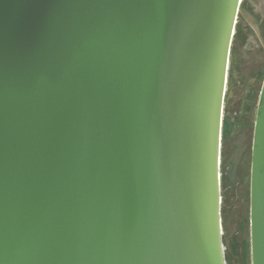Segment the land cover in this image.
Wrapping results in <instances>:
<instances>
[{"label":"water","instance_id":"obj_1","mask_svg":"<svg viewBox=\"0 0 264 264\" xmlns=\"http://www.w3.org/2000/svg\"><path fill=\"white\" fill-rule=\"evenodd\" d=\"M242 2L0 0V264H227ZM250 245L264 264V81Z\"/></svg>","mask_w":264,"mask_h":264},{"label":"rangeland","instance_id":"obj_2","mask_svg":"<svg viewBox=\"0 0 264 264\" xmlns=\"http://www.w3.org/2000/svg\"><path fill=\"white\" fill-rule=\"evenodd\" d=\"M240 15L238 22L245 37L236 38L232 46L221 154L222 237L227 264H252L251 156L254 122L264 81V32L253 20L252 8L247 3L242 4Z\"/></svg>","mask_w":264,"mask_h":264},{"label":"flooded vegetation","instance_id":"obj_3","mask_svg":"<svg viewBox=\"0 0 264 264\" xmlns=\"http://www.w3.org/2000/svg\"><path fill=\"white\" fill-rule=\"evenodd\" d=\"M243 3H247L249 5V8H252V14H253L252 17H254L253 20L257 21L258 24L261 25L262 32H264V26H263L264 21L262 23V17L264 16V0H243L242 4ZM241 7H242V5H241ZM240 11H241V9H240ZM239 15H240V12H239ZM260 18H261V20H260ZM238 19L241 20V15ZM244 37H245L244 36V30L241 29L240 21H239V22H237V27H236V31H235V35H234V39H233V44L235 43L236 38H241V39L243 38L244 39ZM233 44H232V46H233Z\"/></svg>","mask_w":264,"mask_h":264},{"label":"trees","instance_id":"obj_4","mask_svg":"<svg viewBox=\"0 0 264 264\" xmlns=\"http://www.w3.org/2000/svg\"><path fill=\"white\" fill-rule=\"evenodd\" d=\"M228 124H229L228 121H226L225 126H226V125L228 126ZM225 128H226V127H225Z\"/></svg>","mask_w":264,"mask_h":264}]
</instances>
